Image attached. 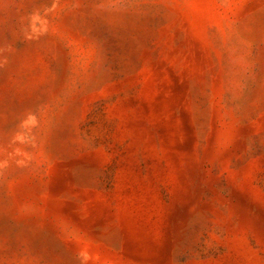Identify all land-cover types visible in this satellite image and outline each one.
I'll return each mask as SVG.
<instances>
[{"label": "rangeland", "instance_id": "obj_1", "mask_svg": "<svg viewBox=\"0 0 264 264\" xmlns=\"http://www.w3.org/2000/svg\"><path fill=\"white\" fill-rule=\"evenodd\" d=\"M0 264H264V0H0Z\"/></svg>", "mask_w": 264, "mask_h": 264}]
</instances>
